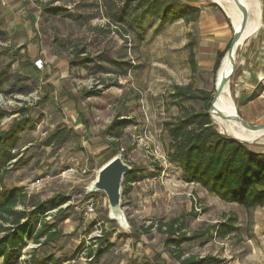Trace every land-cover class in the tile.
I'll return each instance as SVG.
<instances>
[{
    "label": "rangeland",
    "instance_id": "obj_1",
    "mask_svg": "<svg viewBox=\"0 0 264 264\" xmlns=\"http://www.w3.org/2000/svg\"><path fill=\"white\" fill-rule=\"evenodd\" d=\"M45 1L0 0V30L6 32L4 39H0V73L13 75V72L26 71L24 66L32 65L39 70L37 74L31 71L36 74V93L15 94L31 103L32 116L39 119L35 129L21 134L18 142L17 148L29 159L24 166L10 171L4 177V184L8 188L21 185L40 198L58 192L70 198L62 206L68 204L67 211L56 218L65 217L61 223L64 235L47 245L34 246L29 242L25 253L35 249L40 256L52 254L65 259L60 264H140L144 260H156L159 254L166 264H178L164 250L163 235L154 228L147 234L139 233L141 224L183 215L186 228L192 230L234 213L238 217L234 233L222 239L208 236L183 244L184 254L211 255L219 260L216 264H264V206L245 210L235 203L224 202L197 184H186L178 167L163 159L168 136L162 122L179 113L176 106L167 104L172 85L191 83L195 89L214 91L215 51L225 47L233 32L225 9L213 0H188L206 12L197 22L160 21L145 15L142 29L128 28V38H124L113 25L107 28L100 0H51L65 5L69 14L44 18L40 24L31 25L27 13L37 15L38 4ZM116 1L121 6L126 2ZM258 3V27L234 51L236 66L228 85L237 114L247 122L264 124V0ZM209 14L220 19L219 26L211 23L213 16ZM93 25L110 31H91ZM61 36L79 44L86 42L91 53L108 50L113 56L123 54L125 45L133 42L134 52H126L132 63L128 75L89 73L79 67L62 69L60 74L59 69H51V66L48 69V65L58 59L55 55L64 59L69 56V47L59 46L54 40ZM190 38L195 41V73L187 63L186 43ZM17 49L23 54L21 61L13 55ZM41 55L40 68L35 60ZM105 66L113 70L107 63ZM26 82L31 84L30 80ZM115 82L117 85L103 89V84ZM57 85L61 86L59 90ZM94 85L101 90V95L83 97L80 94L82 88ZM15 95L0 92V108L18 106ZM70 99L74 100L75 107ZM200 106V102L184 103L186 109ZM116 114L133 117L136 121L124 130L117 148L123 160L139 167L144 175L122 198L126 219L123 224L109 218L103 192L87 191L111 153L113 139L105 137L101 131ZM12 118H4L1 126L6 127ZM214 125L220 132L217 124ZM61 126L72 128L69 136L60 144L43 145L47 134ZM246 144L252 150L264 152V135ZM151 178H156L152 185L149 184ZM90 198L95 201L94 211L86 214L85 204ZM191 211L196 215H189ZM94 220L101 222L112 244L98 261L86 257ZM82 242L84 246L78 251Z\"/></svg>",
    "mask_w": 264,
    "mask_h": 264
},
{
    "label": "trees",
    "instance_id": "obj_2",
    "mask_svg": "<svg viewBox=\"0 0 264 264\" xmlns=\"http://www.w3.org/2000/svg\"><path fill=\"white\" fill-rule=\"evenodd\" d=\"M100 1L105 9L107 28L113 25L124 38H128L130 32L128 28L142 29V19L145 15L155 17L160 21L182 19L184 23L191 24L198 20L201 11L200 6L188 0H126L123 6L116 0ZM38 7L40 9L38 23L44 18L47 20L69 14V9L65 5L54 4L51 0L38 4ZM90 29L97 33L105 30L94 25L90 26ZM5 35L6 32L0 30V39H4ZM230 39L223 49L215 51L213 71H216ZM54 40L60 43L59 46L69 47V56L66 58L68 68L79 67L87 72L90 71L89 73L92 71V73L99 74L113 72L116 75L126 76L132 67L131 59L128 58L126 52H134L135 46L133 42L127 43V39H124L127 44L123 54L118 53L116 56L103 49V51L91 53V50L87 49L86 42L79 44L64 36L55 37ZM194 46L195 41L190 38L186 43V48L188 50L187 63L192 73H195L197 69ZM19 51L20 49L15 50L13 55L21 61L23 54ZM27 60L25 58V61ZM106 63L113 67V70L107 68ZM27 80H30V85L27 84ZM116 83L103 84V89L110 85H117ZM35 87L34 80L22 72H13V75L8 72L7 74L0 73V92L4 94L26 95L33 92ZM212 93V90L195 89L191 83L172 85L171 91L167 94V104L176 106L179 113L162 122V128L168 136L167 161L178 167L185 183L197 184L224 202L235 203L245 210L263 207L264 152L252 150L246 143L229 138L216 129L209 115ZM80 94L83 97L99 96L101 90L94 85L91 88H82ZM185 102H200L201 106L198 109L194 107L186 109ZM10 116H13L11 121L6 127H2L1 121ZM38 121V118L32 116L29 105L11 109L0 108V264L18 263L22 250L29 242L47 245L64 235L56 218L67 210L68 204L65 207L62 206L70 200L69 196L58 192L46 199L31 202L23 187L8 188L4 184V177L9 171L27 163L29 158L24 157L17 148L18 142L21 133L34 130ZM134 124L136 121L133 117H122L116 114L102 129L101 133L105 137L113 139L111 153L106 161L118 154L117 145L124 130ZM71 132V127H56L47 134L42 144L45 146L60 144ZM131 166V171L123 179L122 198L131 192L134 183L144 179L141 169L135 165ZM49 210H55V213L51 219H46L45 213ZM189 215L194 216L196 213L191 211ZM237 220V215L230 213L220 221L207 224L202 228L188 230L185 217L178 215L167 220L149 222L147 225L143 223L139 226L138 232L147 234L154 228L162 234L164 250L178 264H216L219 260L211 255H185L182 245L208 236L222 239L237 230ZM35 222H38L36 228H34ZM94 224V222L91 223L92 227ZM107 236L108 232L101 226V236L89 240L91 245L86 250V257L98 261L108 252L112 244L108 242ZM83 246L84 242L78 251ZM64 260L55 258L52 254L37 255L34 249L27 262L28 264H60ZM140 264L166 263L157 254L156 260H144Z\"/></svg>",
    "mask_w": 264,
    "mask_h": 264
},
{
    "label": "water",
    "instance_id": "obj_3",
    "mask_svg": "<svg viewBox=\"0 0 264 264\" xmlns=\"http://www.w3.org/2000/svg\"><path fill=\"white\" fill-rule=\"evenodd\" d=\"M234 2H236L238 9L240 10V19L235 28L233 29L228 47L224 55L222 56L217 69L220 67L225 55H227L230 60V68L228 71L223 72L214 84V91L212 93L209 105V115L212 118V114L216 113L222 119L236 120L245 130L258 131L264 129V124L250 123L241 118L237 113L230 114L229 112L218 110L216 108V102L219 96L221 95L225 85H228L230 77L235 70L236 58L234 55V46L242 37V33L244 32L249 16L248 8L242 0H234ZM219 6L222 7L221 5ZM226 15L227 17H229L227 13ZM225 135L239 142L247 143V141L242 140L236 135ZM131 169L132 166L129 163L125 162L120 154H116L107 161H105L99 167L94 180L91 181L87 190L89 193L103 192L107 199L109 218L112 220H117L122 224L126 222L124 213L122 211V183L124 176L128 174Z\"/></svg>",
    "mask_w": 264,
    "mask_h": 264
},
{
    "label": "bare ground",
    "instance_id": "obj_4",
    "mask_svg": "<svg viewBox=\"0 0 264 264\" xmlns=\"http://www.w3.org/2000/svg\"><path fill=\"white\" fill-rule=\"evenodd\" d=\"M213 1L221 5L223 9H225L226 13L230 18L232 29H234L240 19V10L238 9L236 2H234V0H213ZM242 1L246 4L248 8L249 16L244 32L242 33V37L234 46V51L236 50L237 47H239L242 44L245 38L251 36L255 32V30L258 27L259 18H260V8H259L258 0H242ZM229 61L230 60L228 56L225 55L220 67L217 69L215 82L223 72L229 70L230 68ZM216 108L218 110L229 112L230 114L237 113L235 109V105L231 98L229 85L227 84L225 85L221 95L219 96L216 102ZM212 119L213 122L217 124L220 132H223L224 134H228V135H236L242 140L247 141V143L254 142L258 137L264 135V129L258 131L245 130L236 120L222 119L216 113L212 114Z\"/></svg>",
    "mask_w": 264,
    "mask_h": 264
},
{
    "label": "crops",
    "instance_id": "obj_5",
    "mask_svg": "<svg viewBox=\"0 0 264 264\" xmlns=\"http://www.w3.org/2000/svg\"><path fill=\"white\" fill-rule=\"evenodd\" d=\"M198 6V5H197ZM201 8V7H200ZM38 9H39V7H38ZM39 12H40V10H38V14L36 15L35 13H32V12H28L27 13V19H28V22L29 23H31V25H35V23L36 24H38V17H39ZM203 13H206L205 11H204V9L203 8H201V11H200V16H199V18H198V20H200L202 17H203ZM210 16H213V18H211V23L213 24V25H217L218 24V26H219V20L220 19H217V17L215 16V15H212V14H209ZM197 22V21H196ZM221 25V24H220ZM34 35H36V34H34ZM57 55H59V54H57ZM57 55H55V57L57 58L58 57V59L55 61V62H53L52 64H49L48 65V69L50 68V66H51V69L53 68V69H59L58 71H59V74L60 73H62V69H65V68H67V69H65V70H70V69H72V68H68L67 67V65H66V59H64V58H62L61 56H57ZM42 59H43V56L41 55V57H39L37 60H40V62H41V67H42ZM37 60H35V65H37L36 64V61ZM45 60V59H44ZM46 61V60H45ZM44 61V62H45ZM46 63V62H45ZM36 66H26L24 69L26 70V71H23V70H21L20 72H22V73H24V74H26V75H28V76H30V78L31 79H33L34 80V82H35V79H36V72L38 71L39 72V70H37L36 68H35ZM40 67V68H41ZM31 71L32 72H34V73H36V74H31ZM49 71V70H48ZM60 77V76H59ZM61 77H63V74H61ZM60 87L61 86H58L57 85V89L59 90L60 89ZM62 89V88H61ZM261 96V95H260ZM62 99V98H61ZM63 100V99H62ZM61 100V101H62ZM71 101H72V103L74 102V100L73 99H70ZM67 101V100H66ZM63 104V103H62ZM66 106V105H65ZM73 107H75V102H74V106ZM13 117V116H12ZM72 118H73V116H72ZM74 119V121H75V123H77V120L75 119V118H73ZM76 125H78V124H76ZM76 125H74V127L76 126ZM73 126V125H72ZM25 132H28V131H24V132H22L21 134H25ZM21 136V135H20ZM12 171V170H11ZM10 172V171H9ZM8 172V173H9ZM181 173V172H180ZM191 185H196V184H191ZM14 186H21V185H13L12 187H14ZM133 186V185H132ZM21 187H23V186H21ZM24 188V187H23ZM26 192H27V194H28V196H29V199H30V201L31 202H33V201H36V200H43V199H46V198H48V196L47 197H44V198H40V197H38V196H36L35 194H33V193H30V192H28L27 190H25ZM50 197V196H49ZM68 209V208H67ZM67 211V210H66ZM65 213V212H64ZM64 219H65V217H61V219H59L58 220V226H59V228L61 229V223L64 221ZM38 226V222H35V224H34V228H36Z\"/></svg>",
    "mask_w": 264,
    "mask_h": 264
},
{
    "label": "built area",
    "instance_id": "obj_6",
    "mask_svg": "<svg viewBox=\"0 0 264 264\" xmlns=\"http://www.w3.org/2000/svg\"><path fill=\"white\" fill-rule=\"evenodd\" d=\"M36 64H37L38 67H41L40 60H37L36 61ZM33 93H36V91H34ZM29 94H31V93H29ZM18 95H22L23 96V94H18ZM26 95H28V94H26ZM15 97H17V99L15 98V100H16L15 103L18 106H21V105H30L31 104L30 102H28V101L20 98V96H16L15 95ZM163 159L165 160V162H168L167 161V158H166V155L163 157ZM155 181H156V178H151V179H149V184L152 185L153 183H155ZM186 184H193V183H186ZM94 205H95L94 199L90 198V200L85 204V213L86 214H92L93 211H94ZM54 213H55V210H49V211H47L45 213V218L46 219H51L53 217ZM93 222L95 223L94 226H93L94 229L88 235V237H90V235H92L91 238L100 237L101 236V226H102L101 225V222H99L98 220H94ZM31 244L34 245V246L37 245V244H34V243H31ZM28 245H29V243H28ZM28 245H27V247H28ZM24 249H26V248H24ZM24 249L22 250V254L20 256V259H19L18 263H16V264H28L27 260L29 258L30 253H25V250Z\"/></svg>",
    "mask_w": 264,
    "mask_h": 264
}]
</instances>
